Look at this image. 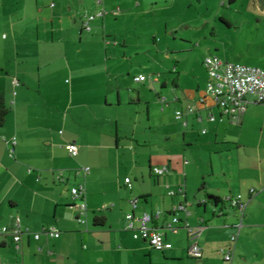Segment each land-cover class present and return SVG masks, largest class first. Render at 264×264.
<instances>
[{"label": "crops", "instance_id": "crops-1", "mask_svg": "<svg viewBox=\"0 0 264 264\" xmlns=\"http://www.w3.org/2000/svg\"><path fill=\"white\" fill-rule=\"evenodd\" d=\"M63 2L62 7L53 6L48 20L42 19L51 24L48 39L39 40L36 26V44L52 46L56 43L55 36L62 32L66 18L73 23L77 20L80 5H75L72 0ZM81 4L92 13L100 8L97 4L94 7L91 0H83ZM38 13L41 15L42 11ZM83 17L80 33L86 31L82 26ZM103 17L96 18L90 25L96 27ZM53 23L59 25L58 29ZM10 29L18 60L12 65L0 63V93L10 109L0 128V264H154L152 256L155 253L152 251L156 250L147 242L134 239L132 233L125 230V216L133 214L137 218L143 213L159 212V219L151 225L163 231L176 204H187L189 215H177L180 221L177 234L164 231L172 249L156 251L161 254L158 259L177 264H264L263 105L255 103L252 95L246 96L244 111L238 122H233L205 94L209 78L204 68L203 87L186 91L182 97L172 93L171 100L166 99L162 105L171 104L175 111L194 106L195 113L186 114L183 120L174 119L184 128L189 127L188 119L200 124L208 122L209 132L203 129L205 134L201 135L208 134L214 142L221 136L224 138L220 142L222 146L228 143L238 150L234 169L226 172L223 166L215 170L211 165L199 183L192 179L188 169L185 170L188 162L181 161L178 155H151L147 176L141 174L140 181L135 176L128 188L125 184L128 177L124 176L123 180L121 177V165H126L123 150L127 148L133 156H139L131 145V142L137 144L138 140L134 141L136 132L127 128L126 116L118 111L124 106L121 97L124 89L113 75L119 73L118 68L111 66L109 61L97 66L96 72L90 73L92 88L86 92L66 88L68 98L63 107L61 91L54 87L51 77L54 71L48 70L53 49L32 52L26 45L28 41L19 42L23 28L15 31L12 23ZM57 41H60L59 35ZM259 42L251 44V56L237 61L264 71V42ZM105 56L107 59V53ZM62 57L70 73L66 54ZM154 79L156 82L147 79L144 83H157V78ZM165 86V82L160 84L161 89ZM173 86L176 88L177 83L173 82ZM129 100L133 102V99ZM209 116H213L214 121H210ZM224 131L231 133L232 141L226 140L227 134H221ZM244 134L247 137L244 138ZM127 141L130 145H126ZM182 141L191 144L186 132H182ZM69 143L78 147L74 156L65 150ZM83 166L90 167L89 174H75ZM155 167H165L167 172L156 176L152 171ZM110 169H113V175ZM59 173L64 182L57 180ZM79 183L86 189L88 212L84 225L76 220L77 211L72 207L69 193L70 188ZM177 187L183 188V194L167 195L168 189ZM237 194L247 206L234 244L230 238L237 233L239 213L223 202L226 197ZM209 196L218 198L221 203L214 204ZM134 199L137 200L135 208L131 203ZM95 216L104 219L102 225L95 226ZM16 220L22 230L28 231L21 235L19 250L11 234ZM199 222H203L198 239L201 257L193 262L185 259L189 241L183 226L185 223L197 226ZM48 228H55L59 236L44 234L43 230ZM34 234L39 237L35 239ZM221 249L230 250V263L224 262ZM144 254H153L148 263L142 261Z\"/></svg>", "mask_w": 264, "mask_h": 264}, {"label": "rangeland", "instance_id": "rangeland-1", "mask_svg": "<svg viewBox=\"0 0 264 264\" xmlns=\"http://www.w3.org/2000/svg\"><path fill=\"white\" fill-rule=\"evenodd\" d=\"M72 1L80 5L78 18L73 23L67 17L62 32L58 33L60 41L56 35V43L50 46L34 42L36 26L39 40L48 39L51 24L42 21L48 20L53 6L62 7L63 0H0V63L12 65L18 60L10 25H15V31L22 27L24 31L19 42L28 41L26 45L32 52L53 49L48 70L54 71L51 77L54 87L61 91L63 107L68 98L66 88L85 92L92 88L90 73L96 72L97 66L109 61L111 66L118 68V74H113L110 69L124 89L121 94L124 106L118 111L126 116L127 128L136 132L134 141L138 142H131V145L139 155L133 156L127 148L123 150L126 165H121L122 180L127 176L132 181L137 176L140 181L141 174L147 176L151 155H178L181 161L188 162L185 170L188 169L192 179L199 183L211 165L215 170L223 166L226 172L234 169L238 158L236 148L228 143L222 146L220 142L224 138L221 136L214 142L208 134L201 135L203 129L210 130L206 121L200 124L188 119L189 127H182L181 122L174 119L173 106H163L158 97L171 100L173 94L182 97L186 91L203 87L206 57L216 55L221 60L240 63L239 58L251 56V44L264 42V0H235L232 3L230 0H103L102 8L107 15L96 27L90 25V32L82 33L81 19L92 12L82 6L83 0ZM91 4L96 7V0H91ZM53 25L58 29L57 23ZM138 75L157 78V83L133 82V77ZM162 82L166 83L163 89L160 88ZM173 82L177 83L176 88ZM182 132L189 135L191 144L182 141ZM221 134H227L226 140L232 141L231 133L224 131ZM110 172L114 174L113 169ZM152 252L155 253L150 254L154 264H177L162 261L158 259L160 253ZM150 255L144 254L142 261L148 263ZM186 258L193 262L197 260L185 255Z\"/></svg>", "mask_w": 264, "mask_h": 264}, {"label": "built area", "instance_id": "built-area-1", "mask_svg": "<svg viewBox=\"0 0 264 264\" xmlns=\"http://www.w3.org/2000/svg\"><path fill=\"white\" fill-rule=\"evenodd\" d=\"M96 4L100 7L95 14L87 15L83 21V29L90 31V24L96 18L103 17L106 12L101 7L102 0H96ZM224 4V3H223ZM204 67L208 74V82L206 84L205 94L212 100L214 106H216L223 115L230 118L233 122H238L240 115L244 111L246 106L245 97L252 95L254 101L257 104L264 106V71L258 67H252L233 62H222L217 57H206L203 61ZM152 80L156 82L154 78H146L143 75L134 77V82L144 83L146 80ZM161 104L166 102L163 97H158ZM194 106H187L186 108H180L175 111L174 117L176 120H183L186 114L195 113ZM210 121H214L213 116H209ZM205 134V131H202ZM12 145L15 144L13 140ZM65 150L70 156L77 154L78 147L74 143L65 145ZM9 156H12V149L9 151ZM90 169L88 167L79 168L75 174H89ZM154 175L161 176L167 172L165 167H155L152 169ZM59 182H64V178L59 173L57 175ZM125 184L130 188L131 181L129 178L125 179ZM72 200V207L77 211V222L81 225L86 224L87 217V205H86V189L83 183L72 186L69 190ZM253 193V190H251ZM177 194H183V188L177 187L176 189H168L167 195L174 196ZM137 200L134 199L131 203L135 208ZM227 204L232 210L239 213V223L237 225V233L231 236L230 241L235 244L237 240L238 230L242 224V218L244 216L247 202L242 198L240 194L235 196H228L224 199L223 204ZM183 213L186 216L189 215L187 210V204H176L172 208L171 219L166 222L163 231L153 227L151 224L157 221L160 217V213L155 214L143 213L139 217L135 218L133 214H127L125 216V230L132 233L134 239L143 240L148 245L159 252H167L172 249V244L166 240L164 231H168L171 234H177L180 229L179 219L177 215ZM183 228L187 233V239L189 245L187 248V254L191 258L201 257V248L198 244V239L203 230V222H199L197 226H190L187 223ZM27 230H22L19 221L16 220L13 223L11 234L13 241L16 244V249L19 250L18 244L21 242V235L27 233ZM43 233L52 237H58L59 232L55 228L44 229ZM39 234H34V238L37 239ZM220 253L223 256V260L227 263L231 262L230 250L221 249Z\"/></svg>", "mask_w": 264, "mask_h": 264}, {"label": "trees", "instance_id": "trees-1", "mask_svg": "<svg viewBox=\"0 0 264 264\" xmlns=\"http://www.w3.org/2000/svg\"><path fill=\"white\" fill-rule=\"evenodd\" d=\"M232 2H234V0H230L229 1V3H232ZM9 111H10V109L6 106L5 98H4L3 94L0 93V128L3 127V125L5 123V120H6V117L9 114ZM209 199L214 204H218L220 202L218 198H215L213 196H209ZM93 222H94L95 226H99V225H102L103 224L104 219L101 218V217L95 216L93 218ZM194 259H198V258H194ZM225 263H227V262H225Z\"/></svg>", "mask_w": 264, "mask_h": 264}]
</instances>
